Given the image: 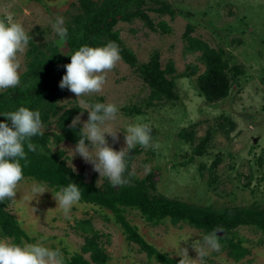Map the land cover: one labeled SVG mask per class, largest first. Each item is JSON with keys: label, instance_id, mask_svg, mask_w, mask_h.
<instances>
[{"label": "rangeland", "instance_id": "obj_1", "mask_svg": "<svg viewBox=\"0 0 264 264\" xmlns=\"http://www.w3.org/2000/svg\"><path fill=\"white\" fill-rule=\"evenodd\" d=\"M154 2L169 5L175 14L148 11L146 7L158 6ZM145 9L153 31L138 18L118 20L113 30L118 32L119 39L139 64L158 56L160 68L173 80L172 91L176 98L168 101L152 98L148 86L121 59L106 73L101 93L81 97L89 103L117 106V118L109 125L112 130L119 131L118 141L113 142L106 136L109 146L119 151L125 146L126 127L146 123L151 128L152 144L158 143L159 147L137 145L131 150L136 149L137 153L132 157L129 169L138 180L150 176L151 195L219 210L252 204L264 209V0H154ZM79 12V0H0V19L12 14L13 21L21 23L41 49L46 44L60 42L52 29V22L57 17L64 19L65 27ZM160 25L166 28L165 32ZM187 26L192 30L186 36ZM187 37L199 39L211 48L225 49L229 67L237 66L241 70L236 77L237 83L230 84L227 96L213 104L198 93L197 78L205 66L198 52L188 50ZM28 51L27 45L23 53L17 54L19 74L26 70ZM81 98L69 93L58 102L63 108L60 113L73 107L80 109L73 117L80 116L81 124L77 125L80 129L88 115L81 113ZM137 117L143 119L138 121ZM47 131L56 133V120L51 121ZM205 137L208 140L202 155L198 156L194 149ZM75 145L69 141L55 143L51 138L49 147L53 153L60 151L66 166L73 173L82 174L85 183L93 182L101 189L106 179L100 178L92 165L79 155L72 157L67 151ZM213 163L216 165L210 170ZM145 166L150 168L147 173ZM28 181V184L21 181L16 202L7 200L5 211L24 231L34 234L32 243L45 238L47 246L60 247L64 256L70 257L84 242V234L77 225L88 219L101 237L107 256L105 264H154L153 257L136 242L127 241L119 225L106 220L101 211L83 204V208L74 207L70 217L65 218L59 211H49L57 206L53 198L56 191L48 187L49 192L31 201V180ZM120 208L139 236L162 254L178 257L171 239L190 236L180 247L188 248L189 258L196 259L191 244L205 234L184 224L148 222L138 211ZM236 236L247 249L244 257L236 261L227 250L220 248L219 252H211L205 257L202 264H264V233L241 227L236 230ZM0 239L12 243L9 237L0 235ZM84 258L94 264L88 254Z\"/></svg>", "mask_w": 264, "mask_h": 264}, {"label": "trees", "instance_id": "obj_2", "mask_svg": "<svg viewBox=\"0 0 264 264\" xmlns=\"http://www.w3.org/2000/svg\"><path fill=\"white\" fill-rule=\"evenodd\" d=\"M154 0H79L80 12L75 14L71 22L65 27L68 31L67 40L46 44L41 49L32 40L29 41L28 62L26 70L20 74V84L16 88H9L0 92V123L11 127V121L3 116L6 112L16 111L19 107L39 111L44 125V135L32 138L37 145L36 152L27 153V166L21 161L25 179H34L45 183L48 187L58 191L69 183H75L81 191V203L95 210L101 211L106 220H113L122 229L125 239L139 244L143 250L155 257L162 264H178L179 258L169 254H162L148 245L137 233L136 227L131 225L122 215L121 206L138 211L149 222L157 224H184L203 234L210 233L213 229L221 227L223 233H217L219 243L223 250H227L230 257L238 261L245 256L247 249L243 241L236 236V230L248 227L264 233V209L252 204L242 208L213 209V207H200L189 205L176 200H169L164 196L151 195L153 189L150 176L138 180L134 175L130 182L123 186H111L106 180L103 187L98 189L93 182L85 183L82 174L73 173L65 161L61 159L62 153H53L49 144L51 138L55 143L69 141L77 143L80 135L78 126H69L75 114L80 109L73 107L64 110L58 106L60 99L66 97L70 91L59 88L62 76L65 74L64 65L70 63V56L65 55L63 49L76 51L81 46L103 47L109 42H115L120 49L121 59L137 73L139 78L148 86L152 98L171 100L176 98L172 89L173 80L168 78L166 71L160 68L158 56H153L149 62L139 64L119 39L118 32L114 31L115 24L119 21H129L134 18L143 20L153 31L147 16L148 11L173 16V9L162 2L156 3L151 8L145 6ZM163 32L166 28L160 25ZM191 26L186 27V36L190 34ZM188 50L198 52L205 70L197 78V90L205 101L213 104L216 100L227 96L230 84L237 83V66L229 67L226 50L211 48L207 43L187 37ZM171 71V70H169ZM97 103V102H94ZM56 120V133H50L48 126ZM184 135V134H182ZM189 136V140H192ZM205 137L199 147L194 149V154L200 156L207 142ZM137 150L131 151L126 158L127 169L125 178L130 173L129 164ZM219 162V159H216ZM216 165V164H215ZM214 163L210 170L214 169ZM264 180V175L262 177ZM6 202L0 203V235L9 237L12 243H32L35 238L30 237V232L24 231L18 221L5 211ZM166 218H170L166 220ZM77 228L83 232V245L80 250L70 257H65V264H91L84 258L89 255V260L94 264H105L107 256L100 242L101 237L95 231L88 219L80 221Z\"/></svg>", "mask_w": 264, "mask_h": 264}, {"label": "clouds", "instance_id": "obj_3", "mask_svg": "<svg viewBox=\"0 0 264 264\" xmlns=\"http://www.w3.org/2000/svg\"><path fill=\"white\" fill-rule=\"evenodd\" d=\"M52 29L61 42L67 40L68 31L64 27V19L57 17L52 22ZM31 40L28 32L21 23L14 22L12 14L6 19H0V91L16 88L20 84V63L18 53H23ZM70 56V63L64 65L65 74L59 83V88L67 89L76 98L101 93L106 83V73L112 71L121 60L120 49L115 42H109L103 47L81 46L76 51L64 53ZM83 112H87V120L82 123L78 142L73 149H68L72 157L79 155L85 162L92 165L93 170L100 178H105L113 186H123L130 182L132 173H128L126 158L137 145L142 148H158L159 144H152L151 128L146 123H134L126 127L124 132V147L119 151L109 146L106 136L113 142L118 141L117 133L109 125L115 121L118 108L113 103H89L79 99ZM11 121V127L0 123V203L5 200L16 202L15 196L21 181L28 184L23 174L21 161L27 166V153L36 152L37 145L32 142L33 137L44 135V125L40 112L19 107L16 111L3 114ZM138 121L142 117L136 118ZM81 124L80 116L73 119L71 127ZM85 141L89 143L86 144ZM150 168L145 166V172ZM30 200L49 192L45 183H38L34 179L30 182ZM81 191L75 183H69L55 192L53 198L56 208L49 211H59L65 218L70 217L74 207L83 208ZM170 221V218H166ZM224 229L218 227L202 238L194 240L191 244L196 253V259H190L188 248L180 247L186 243L190 236L181 239L173 237L171 246L176 250L175 256L179 257L178 264H202L203 259L211 252H219L221 245L217 233ZM34 238V234L30 233ZM45 238L35 243L22 242L21 244L9 243L7 239H0V264H65V256L60 247H49L44 243ZM156 264L155 257H153Z\"/></svg>", "mask_w": 264, "mask_h": 264}]
</instances>
